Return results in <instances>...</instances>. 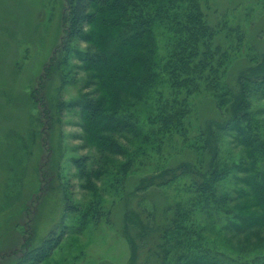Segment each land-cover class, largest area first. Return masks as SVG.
Listing matches in <instances>:
<instances>
[{"label":"trees","instance_id":"1","mask_svg":"<svg viewBox=\"0 0 264 264\" xmlns=\"http://www.w3.org/2000/svg\"><path fill=\"white\" fill-rule=\"evenodd\" d=\"M64 1L63 37L39 86L59 71L62 88L73 80L65 73L71 60L79 63L91 91L59 101L56 112L78 109L81 139L98 157L90 167L86 158L75 160L89 200L72 203L62 185L61 226L23 249L18 263L41 264L68 232L108 223L116 200L129 196L125 179L138 175L134 191L160 189L162 200L152 209H126L127 264H264V250L252 256L224 250L228 233L255 237L256 248L264 249V122L256 118L264 114V52L249 59L236 87L228 86L227 68L244 38L224 17L209 21V0ZM198 96L212 99L221 121L197 122ZM258 101L263 105L256 107ZM223 133L243 149L238 162L219 156ZM224 182L234 189H224Z\"/></svg>","mask_w":264,"mask_h":264},{"label":"rangeland","instance_id":"2","mask_svg":"<svg viewBox=\"0 0 264 264\" xmlns=\"http://www.w3.org/2000/svg\"><path fill=\"white\" fill-rule=\"evenodd\" d=\"M209 3L206 13L212 24L224 17L229 26H239L243 34L244 45L231 60L224 78L228 86L236 87L238 74L250 66L249 59L260 58L264 52V0ZM65 13L64 0H0V264H20L18 259L25 249L38 246L61 226L62 185L67 186L72 203L85 204L89 200L90 192L82 187L86 182L79 177L75 160L86 158L90 167L93 156L96 160L98 155L81 139L78 109L56 112L59 101L71 102L91 91L85 89L87 76L72 59L65 73L73 80L61 88L58 71L39 86L61 43ZM78 47L85 49L86 45ZM60 58L58 54L56 59ZM103 80L108 92L112 84L106 76ZM254 104L262 106L263 101ZM43 105L47 115L53 116L51 120L43 115ZM194 105L200 124L222 120L212 99L198 96ZM256 118L264 122V114L257 113ZM243 153L233 137L223 133L219 156L226 162H238ZM138 177L125 179L124 192L129 196L116 200L108 223L103 220L68 232L60 247L41 264H127L130 248L124 237L126 209L139 211V204L152 209L155 201L162 200L156 195L160 189L134 191ZM94 183L99 189L104 187L101 181ZM221 186L229 191L235 187L233 182ZM104 198L110 201L107 194ZM105 205L109 207L108 202ZM71 218H64L69 226ZM209 235L213 238L214 232ZM226 235L224 250L229 254L231 249L233 255L240 251V255L248 256L264 250L256 248L255 237L245 240L240 234Z\"/></svg>","mask_w":264,"mask_h":264}]
</instances>
